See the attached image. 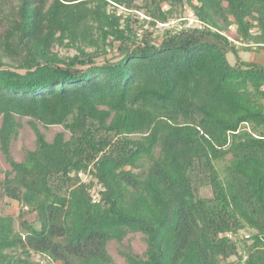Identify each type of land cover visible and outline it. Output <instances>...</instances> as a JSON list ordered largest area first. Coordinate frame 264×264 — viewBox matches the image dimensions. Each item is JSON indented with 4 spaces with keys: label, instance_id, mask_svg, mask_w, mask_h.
<instances>
[{
    "label": "trees",
    "instance_id": "16d2710c",
    "mask_svg": "<svg viewBox=\"0 0 264 264\" xmlns=\"http://www.w3.org/2000/svg\"><path fill=\"white\" fill-rule=\"evenodd\" d=\"M184 6L197 26L145 27ZM243 51L264 0H0V264H116L130 233L126 264H264V64Z\"/></svg>",
    "mask_w": 264,
    "mask_h": 264
},
{
    "label": "rangeland",
    "instance_id": "374dc122",
    "mask_svg": "<svg viewBox=\"0 0 264 264\" xmlns=\"http://www.w3.org/2000/svg\"><path fill=\"white\" fill-rule=\"evenodd\" d=\"M175 15L165 23L159 24L156 27L152 28L151 26L148 27L153 34H160L165 28L169 27H176L179 28L181 22H185V24L191 26H197L199 22L196 18L192 15L191 9L188 6L184 7H177ZM123 9L120 8V11ZM127 13L126 10H124ZM138 15V14H137ZM139 18H142L143 15H138ZM135 23V22H134ZM61 54H73L74 50L66 51L64 48L58 47L56 48ZM240 56L244 60H252L255 62H260L264 64V52L256 53V52H249L243 51L240 52ZM227 59L230 63L234 62V56L231 53L227 54ZM1 122V121H0ZM21 127L18 130L17 137L12 141L11 144V154L13 158L17 161H21L24 158L25 151L27 149H33L35 146V135L33 130L31 129L28 118L20 119ZM39 129L45 134V137L48 141H50L54 134L58 131H62L63 128L61 126H49L44 128L41 124L38 125ZM9 164L5 161L3 154L0 151V177H3V172L9 169ZM84 180H87L84 177ZM201 194L209 195L210 190L209 188H203L201 190ZM18 209L17 202L10 200L8 198H1L0 197V212L2 213H16ZM241 235H247L248 231L243 230L241 231ZM129 246L135 253L142 255L145 251L146 244L143 239V235L141 233H130L121 243H117L115 241H110L108 243V251L112 255L116 264H126L124 258L120 255L119 250L126 248Z\"/></svg>",
    "mask_w": 264,
    "mask_h": 264
},
{
    "label": "built area",
    "instance_id": "2783aa9c",
    "mask_svg": "<svg viewBox=\"0 0 264 264\" xmlns=\"http://www.w3.org/2000/svg\"><path fill=\"white\" fill-rule=\"evenodd\" d=\"M163 25H165V23H163Z\"/></svg>",
    "mask_w": 264,
    "mask_h": 264
},
{
    "label": "crops",
    "instance_id": "0c3cea01",
    "mask_svg": "<svg viewBox=\"0 0 264 264\" xmlns=\"http://www.w3.org/2000/svg\"><path fill=\"white\" fill-rule=\"evenodd\" d=\"M262 52H264V51H262ZM260 63V62H259ZM263 64V63H262Z\"/></svg>",
    "mask_w": 264,
    "mask_h": 264
}]
</instances>
